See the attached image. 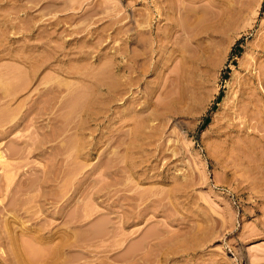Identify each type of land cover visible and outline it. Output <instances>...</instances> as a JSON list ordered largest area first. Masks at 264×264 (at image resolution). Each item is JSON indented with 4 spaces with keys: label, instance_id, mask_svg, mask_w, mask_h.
Masks as SVG:
<instances>
[{
    "label": "rangeland",
    "instance_id": "obj_1",
    "mask_svg": "<svg viewBox=\"0 0 264 264\" xmlns=\"http://www.w3.org/2000/svg\"><path fill=\"white\" fill-rule=\"evenodd\" d=\"M263 40L264 0H0V264H264Z\"/></svg>",
    "mask_w": 264,
    "mask_h": 264
},
{
    "label": "bare ground",
    "instance_id": "obj_2",
    "mask_svg": "<svg viewBox=\"0 0 264 264\" xmlns=\"http://www.w3.org/2000/svg\"><path fill=\"white\" fill-rule=\"evenodd\" d=\"M237 58L241 59V57H237ZM126 61H129V59H127ZM130 62L129 63L125 62V64H123L121 68L123 72L126 73L132 72L133 65ZM256 68H259L258 74L249 73V77L246 78L244 82H240L239 88L236 91L237 95L235 96L234 103H232V107H231L232 111H229L231 112L230 116H232L233 119L229 127L230 128L232 127V131H236L237 133V138L235 139L232 138L231 140L234 142V147L238 149L242 155L244 154L247 157H251V154L253 152V151L251 152V150H254V148H256L257 146V144L251 143V141L247 142L248 141L247 139H249L252 135L258 137L256 135H260L259 134L261 133L260 131L264 129V66L262 67L260 65L259 66L256 65ZM127 80L125 82L128 83ZM132 80H130L129 82L130 84H132L131 83ZM115 83L116 82L114 78L108 83L109 85L108 90L109 93H111L112 95L111 100H113V97H115L113 95L116 94L118 89ZM127 83L126 84L124 83L126 87L122 89V93H125V91L127 93V90L131 89L128 88L130 86H128ZM6 85L8 89L11 90L10 86H8L9 84ZM84 99H86L85 94L83 95V93H80L78 96H76L75 100L73 101V105L76 108L79 106L81 107L83 105ZM227 100H228L227 97L223 96L219 100L218 106H221L222 103H226ZM218 114H219L218 110L214 112L211 118V122L209 123V126H211L215 122L216 118L218 117ZM235 119L238 120L234 121ZM261 141L262 142L264 141L263 134L260 135V142ZM246 142L248 146L245 145ZM254 145L255 147H253ZM0 158H2L1 154H0Z\"/></svg>",
    "mask_w": 264,
    "mask_h": 264
},
{
    "label": "trees",
    "instance_id": "obj_3",
    "mask_svg": "<svg viewBox=\"0 0 264 264\" xmlns=\"http://www.w3.org/2000/svg\"><path fill=\"white\" fill-rule=\"evenodd\" d=\"M220 96L222 97V92L220 93Z\"/></svg>",
    "mask_w": 264,
    "mask_h": 264
}]
</instances>
